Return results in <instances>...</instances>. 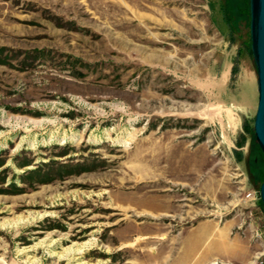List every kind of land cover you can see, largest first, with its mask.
I'll return each instance as SVG.
<instances>
[{"label":"rangeland","instance_id":"374dc122","mask_svg":"<svg viewBox=\"0 0 264 264\" xmlns=\"http://www.w3.org/2000/svg\"><path fill=\"white\" fill-rule=\"evenodd\" d=\"M250 44L249 0H0V264H264Z\"/></svg>","mask_w":264,"mask_h":264},{"label":"water","instance_id":"95a60500","mask_svg":"<svg viewBox=\"0 0 264 264\" xmlns=\"http://www.w3.org/2000/svg\"><path fill=\"white\" fill-rule=\"evenodd\" d=\"M250 48L256 67L257 106L253 130L259 148L264 155V0H249ZM264 210V181L259 188Z\"/></svg>","mask_w":264,"mask_h":264},{"label":"crops","instance_id":"0c3cea01","mask_svg":"<svg viewBox=\"0 0 264 264\" xmlns=\"http://www.w3.org/2000/svg\"><path fill=\"white\" fill-rule=\"evenodd\" d=\"M229 228L227 227H219L216 231V241L210 246L209 254L207 256H212L211 258H215L217 261L222 264H227L230 262L231 258L235 256V250L231 249L232 247L228 243L229 236ZM239 260H245V256L242 254V250L239 253ZM204 258V256H202ZM201 258V259H202ZM254 261H251L249 264H253Z\"/></svg>","mask_w":264,"mask_h":264},{"label":"trees","instance_id":"16d2710c","mask_svg":"<svg viewBox=\"0 0 264 264\" xmlns=\"http://www.w3.org/2000/svg\"><path fill=\"white\" fill-rule=\"evenodd\" d=\"M257 178H258L259 180H264V173L259 172L258 175H257ZM259 201H260V203L262 204V201H261L260 195H259Z\"/></svg>","mask_w":264,"mask_h":264},{"label":"bare ground","instance_id":"6f19581e","mask_svg":"<svg viewBox=\"0 0 264 264\" xmlns=\"http://www.w3.org/2000/svg\"><path fill=\"white\" fill-rule=\"evenodd\" d=\"M156 54H157V53H156ZM155 56H156V55H155ZM123 143H124V144H128L129 142H128V141H124ZM76 250H77V251H81V248H77Z\"/></svg>","mask_w":264,"mask_h":264},{"label":"built area","instance_id":"2783aa9c","mask_svg":"<svg viewBox=\"0 0 264 264\" xmlns=\"http://www.w3.org/2000/svg\"><path fill=\"white\" fill-rule=\"evenodd\" d=\"M252 195V193H249L248 196Z\"/></svg>","mask_w":264,"mask_h":264}]
</instances>
